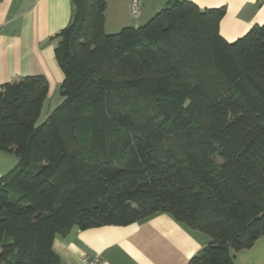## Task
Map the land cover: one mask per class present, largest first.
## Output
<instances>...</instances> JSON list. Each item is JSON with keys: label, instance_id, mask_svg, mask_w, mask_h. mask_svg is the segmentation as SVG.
Instances as JSON below:
<instances>
[{"label": "trees", "instance_id": "obj_1", "mask_svg": "<svg viewBox=\"0 0 264 264\" xmlns=\"http://www.w3.org/2000/svg\"><path fill=\"white\" fill-rule=\"evenodd\" d=\"M72 1L62 102L38 123L46 77L0 85V150L19 157L0 264H61L56 235L159 212L210 236L187 264H234L264 235V23L229 41L223 6L168 0L108 33L107 0Z\"/></svg>", "mask_w": 264, "mask_h": 264}, {"label": "crops", "instance_id": "obj_2", "mask_svg": "<svg viewBox=\"0 0 264 264\" xmlns=\"http://www.w3.org/2000/svg\"><path fill=\"white\" fill-rule=\"evenodd\" d=\"M141 1L143 12L135 18L132 0H107L106 32L143 24L168 0ZM192 1L202 9L225 8L220 32L229 41L264 23V0ZM73 11L72 0H0V85L23 76L44 75L48 95L38 123L63 100L60 85L64 74L55 55L57 39L53 37L70 23ZM18 162L17 155L0 150V177ZM209 241L207 233L159 212L123 226L74 227L67 234L56 235L53 246L61 264L96 256L98 264H187ZM234 264H264V235L251 247L237 252Z\"/></svg>", "mask_w": 264, "mask_h": 264}, {"label": "built area", "instance_id": "obj_3", "mask_svg": "<svg viewBox=\"0 0 264 264\" xmlns=\"http://www.w3.org/2000/svg\"><path fill=\"white\" fill-rule=\"evenodd\" d=\"M141 0H132V13L136 16H139L142 12ZM98 256L93 258L84 257L79 263H70V264H98Z\"/></svg>", "mask_w": 264, "mask_h": 264}, {"label": "rangeland", "instance_id": "obj_4", "mask_svg": "<svg viewBox=\"0 0 264 264\" xmlns=\"http://www.w3.org/2000/svg\"><path fill=\"white\" fill-rule=\"evenodd\" d=\"M141 3H142V1H141ZM141 8H142V12H143V6H142V5H141ZM142 12H141V13H142ZM156 12H157V11H156ZM134 15H135V14H134ZM140 15H141V14H140ZM140 15H139V16H140ZM139 16H136V15H135L134 17L136 18V17H139ZM150 18H151V17H150ZM150 18H149V19H150ZM149 19H148V20H149ZM137 20H139V19H137ZM148 20L144 21V23L147 22ZM144 23H143V24H144ZM141 25H142V24H141ZM44 116H45V115H44ZM44 116H43V118H45ZM43 118H42V120H43ZM39 122H42V121L40 120ZM86 139H87V137H84V141H85Z\"/></svg>", "mask_w": 264, "mask_h": 264}]
</instances>
